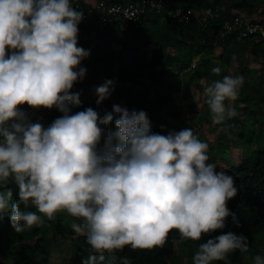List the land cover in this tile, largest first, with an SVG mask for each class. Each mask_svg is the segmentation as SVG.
I'll list each match as a JSON object with an SVG mask.
<instances>
[{
  "label": "clouds",
  "instance_id": "1",
  "mask_svg": "<svg viewBox=\"0 0 264 264\" xmlns=\"http://www.w3.org/2000/svg\"><path fill=\"white\" fill-rule=\"evenodd\" d=\"M83 17L73 0H0V189L14 183L18 196L0 190V218L7 215L17 232L60 209L82 218L72 225L91 246L82 264L125 245L162 246L174 228L193 240L225 228L235 215L227 201L238 192L236 181L208 162L209 145L191 127L153 131L146 110L119 103L102 115L92 106L73 111L82 101L71 89L86 76L81 61L91 53L78 44ZM243 82L242 75H224L205 86L214 122L236 115L226 101L237 99ZM115 84L106 78L94 87L97 104ZM25 104L62 115L45 125ZM248 241L231 230L209 236L193 264H230L229 254L246 253ZM253 264H264V255Z\"/></svg>",
  "mask_w": 264,
  "mask_h": 264
},
{
  "label": "trees",
  "instance_id": "2",
  "mask_svg": "<svg viewBox=\"0 0 264 264\" xmlns=\"http://www.w3.org/2000/svg\"><path fill=\"white\" fill-rule=\"evenodd\" d=\"M100 1L107 5L140 2L139 7L147 2L73 0V4L87 13L93 3ZM169 1L192 10L189 22H180L163 12L149 9L126 26L119 21H103V12L82 19L78 44L91 49V53L81 61L87 68L86 76L76 81L71 89L81 93L82 101L73 111L92 106L102 115L111 111L114 103H119L129 109L146 110L153 131L166 134L171 129L191 127L201 140L206 141L195 127L201 122H210L212 118L205 102L204 88L212 80L230 75L237 63L235 71L244 77V82L237 99L226 101L236 108V115L215 122L220 131L215 146L208 149V162L214 163L218 169L220 165L226 166V171L234 176L238 192L227 204L235 215L226 218L225 228L204 234L199 240L182 238L174 228L162 246L134 249L125 245L111 254L105 251L104 259H98L97 264H123L124 257L130 258L132 264H193V255L202 242L209 236L230 230L248 236L250 252L249 249L246 253L236 250L244 256L243 263L248 264L253 260L246 259H252L257 253L264 255V93L259 94L264 79L263 71L250 66L244 53L247 51L257 60L263 57L261 62L264 64V37H244L240 39L244 41L243 45L237 48V34H224V24L231 17L241 15L253 21H264L261 16H253L262 14L260 9L264 0ZM218 47L222 48L221 52H217ZM214 66L221 67L222 71L213 73ZM106 78L115 79V89L111 96L97 104L94 87ZM194 85L203 92L200 108ZM22 107L33 120L39 118L45 125L62 115L55 107L34 109L27 104ZM185 112L188 119L183 116ZM107 127L114 129V121ZM234 151L242 155L240 159L234 156ZM0 190H11L12 199L18 198L14 183ZM30 209L36 210L33 206ZM40 215L42 223L20 232L14 229L7 215L0 218V256L4 258L0 264H57L52 262L54 247L64 244L73 234L76 237L71 240V248L67 249L62 264H82V259L90 255L91 246L85 235L72 227V222L80 223L82 218L72 216L65 209L58 210L52 219ZM235 221H239V225ZM213 264H225V261Z\"/></svg>",
  "mask_w": 264,
  "mask_h": 264
},
{
  "label": "built area",
  "instance_id": "3",
  "mask_svg": "<svg viewBox=\"0 0 264 264\" xmlns=\"http://www.w3.org/2000/svg\"><path fill=\"white\" fill-rule=\"evenodd\" d=\"M140 6V2L124 5L121 3H113L107 5L104 1L93 3L88 12L84 13L83 19L89 15L103 12L101 15L103 21H119L126 26L132 21L139 19L141 12L149 9L152 12H163L165 16L174 18L180 22H189L193 15L192 10L173 5L169 0H147ZM209 12L210 10H206ZM109 15V17H106ZM225 33H235L239 39L247 36L264 37V21H253L248 16H234L228 19L225 24Z\"/></svg>",
  "mask_w": 264,
  "mask_h": 264
},
{
  "label": "rangeland",
  "instance_id": "4",
  "mask_svg": "<svg viewBox=\"0 0 264 264\" xmlns=\"http://www.w3.org/2000/svg\"><path fill=\"white\" fill-rule=\"evenodd\" d=\"M89 1L94 2L95 0H89ZM260 10L263 11L261 15L255 14L253 16H257V17L261 16L262 18H264V6ZM243 43H244V41L239 39L238 42L236 43V47L241 48ZM221 51H222V48L218 47L217 52H221ZM244 57L247 59L246 61L250 64V66L256 68V70H258V71H263L261 75L263 76V79H264V64L261 62L263 57H260L259 60H257V59H255L254 56L249 55V53L247 51L244 53ZM233 59H234V57H233ZM235 64L236 65L234 66V68L230 70V75H238V72L235 71L236 67H237V63H235ZM246 78L249 80L248 76H246ZM261 88L262 89L259 90V94L264 93V82H263ZM193 89H194L196 98H197L198 103H199V108H200V107H202V94H203V92L201 90H199V87H197V85H194ZM185 102L186 101H184V103ZM241 103L244 104L243 102H241ZM183 116L186 119H188V117H189L187 112H185L183 114ZM171 122L176 124L177 121H171ZM195 127L198 128L199 134L205 136L206 142L209 145L208 149L213 148L215 146L214 142L217 139V133L220 131L219 127L216 126L213 119L211 118L210 122L209 121L208 122H206V121L201 122L198 125H195ZM234 152H235L234 156L236 158L240 159V157L242 155H240V153L237 151H234ZM226 169H227L226 166L220 165V170H226ZM72 224H74V222H72ZM74 237H76L75 234L72 235L71 239L68 238V240L64 244L63 243L62 244H56V246L54 247V254L52 255V258H53L52 262L57 263V264H62V260L64 258V255L67 253V249L71 248L70 247L72 245L71 240ZM250 250H251V246L249 247V252H250ZM261 254L263 255V253H261ZM249 256H250V253L248 254V257ZM243 257L244 256L241 255L240 253H238L237 251H234V252L229 254V261H232L233 264H241L244 262ZM11 260L13 261L14 259L11 258ZM246 260H253V258L252 259H246ZM0 261H4V258L2 256H0ZM214 262H223V260H218V261H214ZM243 264H247V263H243ZM248 264H253V262H249Z\"/></svg>",
  "mask_w": 264,
  "mask_h": 264
}]
</instances>
